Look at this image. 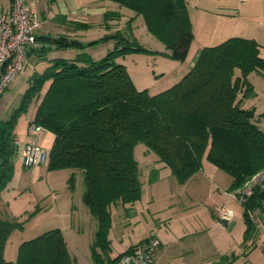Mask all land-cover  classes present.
I'll return each instance as SVG.
<instances>
[{"label":"trees","instance_id":"16d2710c","mask_svg":"<svg viewBox=\"0 0 264 264\" xmlns=\"http://www.w3.org/2000/svg\"><path fill=\"white\" fill-rule=\"evenodd\" d=\"M109 1L133 10L128 24L142 15L147 30L168 50L163 53L179 61L189 59L194 34L186 0ZM122 14L106 11L103 26L110 29V22ZM73 25L91 27L85 22ZM111 38L114 48L98 59L84 50ZM37 41L27 56L47 64L30 75L22 104L35 102L29 125L53 134L48 169H71V186L77 170L82 174V200L97 225L91 242L97 264H117L133 247L114 258L102 254L109 250L111 207L133 204L141 197L143 180L133 154L136 144L153 151L180 182L194 176L207 159L230 175L229 191L236 197L264 172V112L256 114L254 108L243 106L252 91L248 73L260 70L264 75L261 45L254 39L232 36L202 47L176 82L154 93L137 89L125 67L115 63L119 54L146 49L121 27L86 42L65 34L37 35ZM52 46L79 52L68 58L41 54ZM47 80L49 84H44ZM16 120L15 113L0 119V193L14 174ZM250 190L240 202L247 232L254 225L252 212H264V181L255 182ZM22 227V222L0 216V264H72L59 228L22 241L16 258L6 259L5 245L11 233Z\"/></svg>","mask_w":264,"mask_h":264},{"label":"rangeland","instance_id":"374dc122","mask_svg":"<svg viewBox=\"0 0 264 264\" xmlns=\"http://www.w3.org/2000/svg\"><path fill=\"white\" fill-rule=\"evenodd\" d=\"M108 2V1H107ZM109 9L119 8L121 18L113 19L110 29L101 28L99 23L85 29L74 27L76 38L89 41L111 33L121 27L126 34L134 35L145 50H129L114 57L122 64L134 86L150 93L160 91L176 82L187 71L188 60L179 61L163 52H168L146 28L142 15L128 24L125 21L134 14L133 10L120 7L113 1ZM189 19L194 34L189 49V58L204 46L216 45L232 36L251 38L261 45L260 55L264 57V0H186ZM44 36L57 37L65 33L57 22L43 23ZM85 41V42H86ZM115 46V39L101 40L84 48L92 58L106 55ZM74 48L48 47L41 54L50 57H73ZM47 61L36 57L26 61L24 68L6 88L0 99V119L16 114V124L31 112V105L22 104L23 95L29 86L27 79L35 71L41 72ZM35 65V66H34ZM247 78L252 91L243 100V106L254 108L255 113L264 112V75L252 70ZM44 84H49L47 80ZM42 128L36 135L38 144L46 151L44 161L33 167L16 164L14 174L6 188L0 193V216L22 222L23 227L15 229L7 241L6 254L17 256L18 245L43 231L59 228L66 241L72 264H97L91 255V242L96 231V220L82 200L83 179L77 170L73 185H70L71 169L47 167L51 137L45 136ZM133 154L141 170L143 186L141 197L133 204H117L111 207V226L108 232L109 250L102 253L114 258L130 246L151 236H157L162 246L157 250L153 264H201L200 249L214 243L217 235L204 232L214 223L212 211L220 204L231 208L237 222L231 233L233 241L243 221V206L236 195L229 191L231 177L207 159L194 176L180 182L169 167L158 161L156 154L143 143L133 148ZM262 175L244 186L249 188L262 181ZM213 230V229H212ZM224 236L228 237V233ZM227 260V259H226ZM228 259L225 262H229Z\"/></svg>","mask_w":264,"mask_h":264},{"label":"crops","instance_id":"0c3cea01","mask_svg":"<svg viewBox=\"0 0 264 264\" xmlns=\"http://www.w3.org/2000/svg\"><path fill=\"white\" fill-rule=\"evenodd\" d=\"M26 1L31 11L36 13L41 21V27L37 31V35L44 34L42 33L43 23L48 20L50 22L59 23L62 28H65V33H61V34H65L69 37L71 35L76 36L75 33L76 31H74V27H73L74 26L73 24H75V22L90 23L91 26H93V23H99L100 27L104 28L102 24L103 15L106 11L112 10L109 9L110 8L109 6H111V2H109V0H26ZM10 6H11V0H0V13L7 12L10 9ZM114 10L119 11L120 9L115 8ZM133 15L134 14L130 15V17ZM136 17L134 19H136ZM113 23L110 22L111 26L113 25ZM116 29H119V27L117 28L114 27L112 32ZM199 50L200 49L195 51V53L188 59L189 61L188 68H190L194 64V61L198 55ZM31 58L33 57L27 56L26 61H29ZM27 84H29V78L27 79ZM170 85H168L167 87H169ZM5 90L1 94L0 99L2 98V95L5 94L6 92ZM31 105H33L31 108V112H28L26 114V117L22 118L20 124L15 125V137H16L15 142L18 148V152L14 158L15 169H16V164L18 163L22 164L23 168L25 167L21 157L22 146H24V144L29 142H35L38 144L39 139L38 140L36 139V135L42 129L41 128L36 134H31L28 131L30 121L34 118L35 109H36L35 102H33ZM45 136L51 137V140L53 141V134L51 132L45 130ZM35 167L36 166H34L32 169H35ZM259 175L264 176V172H261ZM220 205H218L216 209L211 212L212 215L214 216V223H212L211 227H208L207 230L204 231V232L213 231L210 234L211 237L217 235L216 238L218 239L215 240L214 243L212 242L206 245L207 247L205 246L201 247L200 249L201 264H264V212H260L258 210L253 211L252 215H253L254 225L251 227V229L248 232L246 231V226H241L238 232V236L236 237L238 238V240L233 241L231 239V233H233L234 229L236 228L235 226L237 222L233 219L221 220L217 215V208ZM225 233H228L229 236L228 237L224 236ZM161 246H162V242L160 240V247ZM6 247L7 244L5 245V249H4L5 258L8 260H14V257L8 256L6 254ZM226 259L227 260L230 259V261L225 262L227 261Z\"/></svg>","mask_w":264,"mask_h":264},{"label":"built area","instance_id":"2783aa9c","mask_svg":"<svg viewBox=\"0 0 264 264\" xmlns=\"http://www.w3.org/2000/svg\"><path fill=\"white\" fill-rule=\"evenodd\" d=\"M40 27L39 16L31 11L26 0H11L10 9L0 13V96L23 69L28 50L38 45L37 31ZM40 129V126L34 124L28 127L31 134H36ZM21 157L25 166L34 167L44 161L46 151L39 144L29 142L22 146ZM250 192V187L243 189L237 197L239 203ZM217 215L221 220H230L235 213L222 204L217 208ZM159 247L160 240L157 237H148L122 254L117 264H153Z\"/></svg>","mask_w":264,"mask_h":264}]
</instances>
